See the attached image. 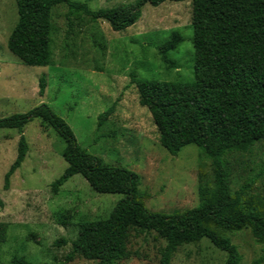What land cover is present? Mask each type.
Instances as JSON below:
<instances>
[{
	"label": "rangeland",
	"instance_id": "rangeland-1",
	"mask_svg": "<svg viewBox=\"0 0 264 264\" xmlns=\"http://www.w3.org/2000/svg\"><path fill=\"white\" fill-rule=\"evenodd\" d=\"M75 1L98 9L128 6L134 0ZM65 11L63 5L52 11V64L30 66L6 45L17 21L15 0H0V118L45 103L69 125L87 153L140 175L139 189L149 210L171 214L197 206L199 187L214 186L211 160L193 144L177 155L164 149L132 82L133 76L183 82L193 78L190 0L144 4L137 21L122 31L113 30L104 20L77 21L68 31ZM174 30L184 39L175 50L167 51L169 63H164L157 47ZM41 77L45 80L42 95L38 93ZM111 106L113 111L98 126L97 116ZM21 134L28 150L5 188L4 175L16 157ZM21 134L16 129H0V222L6 228L1 263L12 264L13 257H21L39 264H95L96 260L79 254L70 261L64 259L78 222L107 217L121 195L95 192L79 174L53 193L51 183L67 165L63 139L52 128L43 129L39 118L30 120ZM223 159L232 194L249 184L241 194L242 203L250 195L264 198V140L247 152L226 153ZM218 231L237 246L240 264H252L259 257L261 245L248 227ZM164 245L165 240L154 231L131 229L126 242L129 256L115 264H159ZM226 257L202 238L177 247L170 264H224Z\"/></svg>",
	"mask_w": 264,
	"mask_h": 264
},
{
	"label": "trees",
	"instance_id": "trees-1",
	"mask_svg": "<svg viewBox=\"0 0 264 264\" xmlns=\"http://www.w3.org/2000/svg\"><path fill=\"white\" fill-rule=\"evenodd\" d=\"M166 1L185 0H134L128 6L98 9L75 0H15L17 21L6 45L24 64L48 66L53 62L52 11L56 6L66 8L68 31L75 22L85 20H104L113 30L122 31L137 21L144 4L157 6ZM190 2L193 78L183 82L133 76L132 82L139 104L149 111L164 149L177 155L184 146L193 144L211 160L214 186L199 187L197 206L171 214L149 210L139 189L140 175L87 153L69 125L45 103L26 113L0 118V129H16L20 134L30 120L39 118L43 129L52 128L63 139L62 156L67 165L51 183L53 193L71 176L79 174L93 191L121 195L107 217L78 222L64 261L79 254L96 260L95 264H115L129 256L128 234L136 229L154 231L165 240L159 264H170L177 247L202 238L226 253L224 264H240L242 255L237 246L218 230L235 232L248 227L255 242L261 245L260 255L252 264H264V198L250 195L242 203L241 194L249 184L232 194L223 159L226 153L247 152L255 142L264 140V0ZM183 39L174 30L158 45L162 62L169 63L167 51L175 50ZM38 87L42 95V77ZM112 111L111 106L101 112L97 125ZM27 150L21 134L16 157L4 175L5 188ZM262 168L264 171V165ZM5 239L6 228L0 222V246ZM11 262L39 264L21 257H13Z\"/></svg>",
	"mask_w": 264,
	"mask_h": 264
}]
</instances>
